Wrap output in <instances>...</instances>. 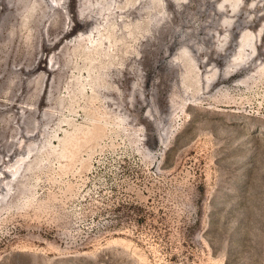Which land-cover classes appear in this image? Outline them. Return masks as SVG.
<instances>
[{
	"label": "rangeland",
	"instance_id": "374dc122",
	"mask_svg": "<svg viewBox=\"0 0 264 264\" xmlns=\"http://www.w3.org/2000/svg\"><path fill=\"white\" fill-rule=\"evenodd\" d=\"M0 264H264V0H0Z\"/></svg>",
	"mask_w": 264,
	"mask_h": 264
}]
</instances>
